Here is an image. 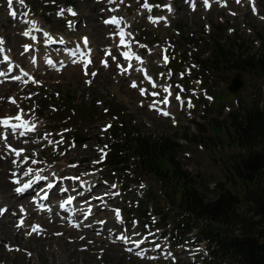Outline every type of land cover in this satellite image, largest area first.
I'll return each mask as SVG.
<instances>
[{
    "label": "rangeland",
    "instance_id": "1",
    "mask_svg": "<svg viewBox=\"0 0 264 264\" xmlns=\"http://www.w3.org/2000/svg\"><path fill=\"white\" fill-rule=\"evenodd\" d=\"M66 1L61 0L58 3L57 0L22 2L12 0L13 4L10 7L7 0H0V38L5 41L2 46L4 52L0 53V72L5 73L8 70L7 64L10 63L2 62L5 59L4 55L10 56V52L14 57L13 59L11 56V64L14 65L15 62L18 67L24 60L30 58V54L25 53L24 48L30 46L33 41L28 35H22L31 26H37V36L41 37V33L47 31L57 43H64L65 47L70 48L78 42L77 46L80 48L82 39L86 38L90 46L94 42L92 50L95 48V56L87 65V75L85 68L80 66L85 65V62L65 66L64 62H60L64 51L58 49L57 53H54L55 50L42 52L40 48L38 52H29H34L38 60L48 56L46 58L52 60L53 66L37 71L36 74L27 75L31 81L24 77L21 80L23 82L13 81L0 85V99L4 100L2 95L5 91L1 89L2 86L14 85V93H17L15 103L9 97L5 101L6 107L0 104V120L4 115L9 117L21 115L26 124H32L36 131L39 128L45 130L40 133V139H46L41 146L25 150L28 156L23 155L24 149L19 146L11 145L8 141L1 143L0 140V146L8 144L21 153L17 156L14 151H10L12 167L5 177H2L0 172V186L6 181L13 183L9 190V194L12 195L15 193V186H18L16 184H20L14 181L28 177L33 179L31 171L29 172L35 158L33 155L37 159L41 158L40 166L35 170L41 178L36 184L39 185L35 186L27 197L37 188L42 190L43 186L46 187L48 181L54 182L58 178L69 183L53 190L59 192L64 189L61 198L80 197L89 186L92 192L93 185L98 183L99 189L105 191L107 195L105 202L111 194L116 197L111 202L108 200L105 205L97 200L91 208L100 207L97 211L92 210L90 214L87 210L83 211L88 208L85 204L77 213L80 217L83 215V218L90 215L84 227L96 223H101V226L96 227H107L105 231L109 238L105 246L102 245L103 237L95 239L97 245L95 249L83 245L64 247L60 244L61 257L56 253L55 257L44 254L40 258L34 251L38 238L35 240L33 238L28 247L22 240L18 246L21 249L8 247L1 242L0 264H225L213 260L207 252L208 244L199 238L197 231L205 226L204 223H194L196 230L192 229L189 235L181 240L162 237V234L169 233L177 219H180L177 205L181 199V184L162 183L154 175L142 176L139 179L143 181L137 183L138 179L133 175L128 177L121 175L128 172L121 173L119 169L103 166L107 155H110V143L115 138L110 127H107V130L105 128L107 125L117 126L123 130L138 131L145 136L167 137L177 142L176 158L182 170L195 182L196 188L202 190L205 201L210 202L214 196L202 188L211 191L215 183H224L231 193L241 197L240 184L234 182V185H231L229 182L233 180L226 174L227 162L231 161L239 150L229 144L227 134L230 131L227 126L222 125V121L233 108L247 106L252 99L260 97L264 102L263 81L257 79L254 81L244 74L240 75L244 86L238 95L233 97L228 94L227 89L230 79L237 73L222 70L216 78L210 75L203 76L197 71L198 64L195 59L198 56L197 58L204 60L214 42H219L226 51L234 54L243 56L263 54L264 0H256L257 12L251 11L243 3L244 0H239V3L226 0V6L215 2L207 9L202 7L203 0H195V10L193 6L188 8L191 0H115L114 10L124 18V29L131 41V48L134 52H140L138 56L146 61L148 74L153 77L154 85L159 87L155 90L151 88L149 82L143 84V77L136 71L126 70L127 73L131 72L130 75L121 76L122 69L119 67L122 66L125 70L127 62L121 57L118 46L108 50L112 45L109 37L114 33L102 23L105 17L110 15L114 4L104 2L105 0H72V4ZM145 3L151 6V12L144 8ZM172 6L173 13L168 14L167 8ZM10 9L18 12L15 18L10 15ZM68 9L74 11L76 15H68L66 12ZM151 16L157 19V24L150 21ZM162 16H165L167 21H162ZM114 42L116 43L115 40ZM237 45H240L241 49L237 50ZM56 48L61 47L56 45L51 47ZM48 53L54 54L49 56ZM22 55L25 56L24 60L20 58ZM165 56L168 57L167 61L164 59ZM159 63H162L161 66ZM22 68L26 69V65H22ZM92 73L96 75L93 76ZM9 76L10 74L5 77ZM24 82L27 84L24 85ZM133 82L137 85L135 88L131 86ZM165 88L170 90L171 95L164 91ZM143 89L146 90L141 95L139 91ZM153 93L157 96L154 97ZM177 95L180 96V101L175 99ZM165 97L169 100L167 105L162 103ZM154 102L156 107H161V110L169 112L170 115H161L156 108H150L149 105ZM189 102L191 107L188 106ZM196 124L202 126L201 135H196L194 127ZM184 136L187 138L196 136V141L194 143L186 141L183 139ZM77 138H81L82 141L75 142ZM105 145L106 155L102 159L100 150L104 149ZM97 161L99 162L96 163ZM131 168L133 172L138 173L133 165ZM166 168L168 169L166 161L160 160L159 171L164 172ZM79 183L83 187L82 192L73 190ZM87 196L90 198L94 195ZM15 200L14 209H8L13 202L7 200L5 203L0 193V208L7 209L6 214L0 215V222H11V227L18 230L21 223L29 218L30 211L19 210L26 204V196ZM90 202L89 204H92ZM59 203L60 201L55 199L45 206L40 205L38 208L35 205L31 206L33 211L43 214L46 211L41 208ZM147 203L151 210L162 214L166 220L157 223L153 229L147 219L139 218ZM77 206L76 208L80 209L79 205ZM55 210L59 212V209ZM117 210L120 213L119 218ZM66 216L65 211L59 214L63 222H67ZM107 220H111V223L104 225ZM39 224L30 218L25 228L19 232L24 238L30 239V235L37 233L32 229ZM71 226L73 225L66 228ZM70 233L73 237L79 234L78 231ZM97 234L100 236V232ZM45 236L46 234L40 243L47 242ZM120 237H126L131 242L126 243L121 239L124 246L115 243ZM65 240L71 242L70 238ZM141 240L146 246L132 252L127 250L132 249L133 242ZM56 246L51 244L44 249L53 250ZM73 250L78 255H71L72 258L65 261L64 257L70 255ZM137 252H141L145 258L137 256Z\"/></svg>",
    "mask_w": 264,
    "mask_h": 264
},
{
    "label": "trees",
    "instance_id": "2",
    "mask_svg": "<svg viewBox=\"0 0 264 264\" xmlns=\"http://www.w3.org/2000/svg\"><path fill=\"white\" fill-rule=\"evenodd\" d=\"M66 2L72 4V0ZM241 46L237 45V50ZM197 57V71L203 76L216 78L222 70L233 71L254 81H263L264 86V53L243 56L226 51L219 42H214L204 60ZM225 116L222 125L229 128V144L239 150L227 162L226 174L233 180L229 182L231 185L234 182L240 184L241 197L231 193L224 183H215L211 191L202 188L214 196L210 202L205 201L202 190L196 188L176 158L177 142L167 137L153 138L135 130L111 126L115 138L110 143V155L103 166L119 169L121 173L128 172L121 175H133L138 179L137 183L143 181L139 179L142 176L154 175L162 183L181 184V199L177 205L180 219L162 237L181 240L192 229L196 230V224L204 223L197 233L211 249L207 252L213 260L225 264H264V102L260 97L252 99L247 106L235 107ZM212 122L218 128L216 122ZM194 127L196 135H201L202 126L196 124ZM183 139L194 143L196 136H184ZM162 159L168 165L164 172L158 169ZM132 165L138 173L133 172ZM139 218L147 219L151 229L166 221L162 214L151 210L148 203Z\"/></svg>",
    "mask_w": 264,
    "mask_h": 264
},
{
    "label": "bare ground",
    "instance_id": "3",
    "mask_svg": "<svg viewBox=\"0 0 264 264\" xmlns=\"http://www.w3.org/2000/svg\"><path fill=\"white\" fill-rule=\"evenodd\" d=\"M7 2L9 3V0H7ZM211 2L212 3L218 2L220 5H224L226 0H211ZM236 2H237V0H236ZM209 3H210V1H209ZM244 4H247V6H250L251 11L252 10L254 12L258 11L256 0H246V3H244ZM10 7H12V6H10ZM202 7L204 9L208 8V7L207 8L205 7L204 0L202 3ZM167 10H168V14L173 13V6L167 8ZM9 11L11 12V9ZM17 15H18V12H16V16ZM142 15L143 14H140V16H142ZM163 18H165V17H163ZM151 21L153 23H156V24L158 23L157 19H155V18H153ZM107 28H110V27H107ZM36 30H37V26H31L30 28L26 29V31L23 33H28L29 38L32 39L33 35L36 36L34 33ZM41 34H42L40 37L41 40L43 42L48 41V44H46L47 42L43 43L42 41H39L37 39L33 40L34 43H31L30 46H26L24 48L25 53L30 54V58H28V60L26 61V60H24L25 56L22 55V56H20V58H22L24 61H23V63H21V65L19 67H18L17 63H15V62H14V65H9V68L6 71V73L4 74V72H3V74L0 76V85H3V83H6V82L10 83L13 81L23 82V81H21L22 78H24V77L29 78V76L24 75L25 72L29 73L28 75H30L31 73L36 74L37 71H42L45 68L47 69V68H50L51 66H53L52 60L49 58H46L48 56L42 58V60H38V58L35 56V53L34 52L30 53L29 50L38 52L39 49L41 48L42 52L43 51H49V50L50 51L55 50L54 53L55 52L57 53L58 52L57 50L60 49L61 51H64V52H62L63 54H62V58L60 59V62H64L65 66H67V65L73 66V65L81 63V62H86L89 59L91 61L92 58H94V56H95V48H93L90 55H89V53L88 54L86 53V55H84V53H83L84 48L82 46L79 48L77 46V44H74L69 49H66L64 44L61 45V48L51 49L52 46H49V42H53L51 35L47 31H45L44 33H41ZM22 36H27V35L23 34ZM114 37H115L114 35L109 37L111 42H112V45L109 46L108 50H110L112 48L115 49L118 46L117 42L116 43L114 42V40H115ZM85 39L86 38H83V42H85ZM128 40H129V38H128ZM91 44L93 46L94 42H92ZM38 46H39V48H37ZM3 52L4 51H2L0 53H3ZM54 53H48L47 55L53 56ZM5 56L7 57L9 62L12 63L11 62V56L13 59H14V57L11 54V52H10V56L4 55V57ZM24 64L26 65V69L22 68V65H24ZM161 64L162 63H159V66H161ZM80 66H82V68H85L84 67L85 65H80ZM125 66H126L125 70H124V67H122V66L119 67L122 69V71L120 73L121 76L125 75L126 77H128L131 72L136 71L139 74H141V76L143 77V79H144L143 84L146 82L147 83L149 82L152 89L155 90V89L159 88L158 86L153 87V85H154L153 77H151L148 74V70L145 67L146 61H144L143 59L138 60V59H136V57H132V58L127 60V63L125 64ZM130 69H131V72L127 73L126 70L128 71ZM16 71H17V73H16ZM9 73H10V76L6 78L5 76H8ZM48 75H49V73H48ZM16 77H19V79H16ZM29 80L31 81L32 79L29 78ZM25 84H27V83L24 82V85ZM13 88H14V85H5L4 87L2 86L1 89L5 92L2 95V97H4V100L0 99V104H3L6 107L7 104L5 101H7L8 99L6 100V98H9V97L12 98L14 101L16 100L15 97H16L17 93H14L15 89H13ZM143 90L145 91L146 89H143ZM139 92H141V91H139ZM169 92H170V90H169ZM169 92H166V93H169ZM153 96L155 97L157 95H153ZM157 105H161V104H157ZM157 108L160 109V111H159L160 114H161V112L165 111V110H161L162 109L161 107L157 106L156 109ZM17 115H15L14 117H9L8 115L7 116L4 115L3 118H1L0 121L5 120V118L8 119L10 125H20L21 124L22 126L17 127L15 129V131H13L12 127L6 128L4 126V124L0 123V137L7 136L8 137L7 141L9 143H11V145L19 146L20 148L24 149L23 155L28 156V154L26 153L27 151H25V150H27L31 147H35V146L39 147L46 140V139L45 140L40 139V135H41L40 133L44 132L45 130H43L42 128H39L36 131L31 124L32 122H30L31 125H27L26 124L27 122L25 121V119L21 115H19L20 120H16L15 117ZM21 133H24V134L21 135ZM34 137H36L35 141H34ZM0 140H1V143L5 142L2 138H0ZM10 151H11V149H9L5 144L0 146V157H1V155L3 156V158H0V172L2 173V177H5V175H8V170H10L12 167V164H10V163H12V162H10V160H11V158L9 156ZM39 153H41V150H39ZM33 157H35L33 160L35 162H32V164L30 165L31 176H33V179H29V177L23 178V180L19 181L20 184H16L18 186H15L17 188V187H22L24 184L31 183L30 188L26 189L25 192L21 195H18L16 193V191H15V193H12V195H11V194H9V190L11 188V185H13V183H9L6 181V183L3 182V184L0 186V189H1L0 193L2 194V199L4 200V202L6 203L7 200H8V202H10V201L13 202L12 205L10 204L11 206L8 209H14V207H15L14 203H16V200H15L16 198H18V197L22 198V197L26 196L27 202H26V204H23L22 208L19 210L21 212L25 211V210L30 211V215L28 216L29 218H26L25 219L26 222L21 223L20 227L18 226L19 227L18 230H17V228L13 229L11 227V222H8V223L0 222V243L3 242L4 245L6 244L8 247L14 246L15 249H21L18 246L21 245L22 240L25 241L26 247H28L30 241L33 238H34V240L38 238V243L36 242V244L34 245V251L36 252V256L38 258H40V256H42L44 254H47L51 257H53V256L55 257L56 253H57V255H59V257H61L59 254V251L61 249L59 247L60 244L64 247H66L67 245H69V246L83 245V246L92 247L95 249L97 246L95 244V239L99 240L100 237H103L104 240L102 241V245L105 246V242L109 238V236L107 235V232L105 231L107 227H103V228L102 227H96V226H101V223H96L95 225L90 226V227H84L85 226L84 224H87V218H89L90 215L83 218V215L81 217L78 216L77 211L82 210L81 206L84 204L88 205V208H85L83 210L84 212L86 210L90 211V212L92 210L97 211L98 207H100V206H92V208H91V205L95 204L97 202V200L103 202V204L105 205L108 203L107 202L108 200H109V202H111L116 196H114L112 194H111L112 196L109 195V199L105 202L107 195H106L105 191L99 189L98 183L93 185L94 189L92 190V192H91V186H89L87 188L86 192H82L83 187L79 183L78 185H76L74 187L73 190L82 192L81 193L82 196H80V197L78 196L76 198L75 197L73 198L71 196H69V197L65 196L64 198H61V196L64 194V189H62L59 192H57V191L54 192L53 190L60 187L61 185H69V183L66 180L63 181L61 178H58L54 182L48 181L49 184L47 183L48 185L46 187L43 186L44 188L42 187L41 191H40V188H37L31 196L27 197L29 192L33 191L35 186L39 185V184L38 185H36V184H37V182H39V180L41 178V175L37 174V172L35 171L38 168V166H40L41 158L37 159V157L34 155H33ZM15 177H17V176H15ZM50 185H51V187H50ZM98 190H100V191H98ZM38 191H40V192L38 193ZM87 195H94L93 196L94 198L93 197L87 198V197H89ZM45 197H47V198H45ZM69 198H72V203H70V204L67 203ZM55 199L57 201H60V203L58 205H56V204L50 205L49 207L46 208V212L43 214H41L39 211H35V210L33 211L32 210L31 205H35L38 208L40 205L45 206L48 203H51V201L55 200ZM85 202H87V203H85ZM89 202L92 204H89ZM77 205H79L80 209L76 208V207H78ZM55 208L59 209V212H57L55 210ZM62 211L66 212L67 222H63L59 218V214ZM6 213H7V211H6ZM30 218L33 221L36 220L37 222L40 223L39 224L40 230L37 231V233H33L32 235H30V239H26V238H24V235L22 233H20L19 231L21 229L25 228V225L28 224V219H30ZM18 220H20V218ZM96 220L98 221V219H96ZM73 221H75V222L71 223ZM110 223H111V220H107L106 223H104V225H109ZM89 224H90V221H89ZM68 225L69 226L73 225V226H71L70 228L67 229L66 227ZM72 229H74V230H72ZM83 230H85V231H83ZM70 231H78L79 234H77L75 237H73L71 235ZM60 232H62L61 235L59 234ZM97 232H100V236L97 234ZM53 233H55V235ZM44 234H46L45 239L47 242L40 243L41 238L43 237ZM96 236H98V237H96ZM68 238L71 239V242H67L65 240V239L68 240ZM12 242H14L15 244L12 245L11 244ZM115 243L122 244L124 246V243L121 241V239H117L115 241ZM51 244H56L57 245L56 248H53V250L50 248L44 249L45 246H50ZM132 245H133L132 251H136L137 249H139V247L134 246L135 243H132ZM144 245L146 246V244L144 243L143 245H140V247L144 246ZM71 255L76 256L78 254L76 253L75 250H73L70 253V255H67L64 257L65 261L72 258Z\"/></svg>",
    "mask_w": 264,
    "mask_h": 264
},
{
    "label": "snow or ice",
    "instance_id": "4",
    "mask_svg": "<svg viewBox=\"0 0 264 264\" xmlns=\"http://www.w3.org/2000/svg\"><path fill=\"white\" fill-rule=\"evenodd\" d=\"M21 2H22V0H21ZM237 2H239V0H237ZM11 4H12V0H9V5L11 6ZM204 5H205L206 8L211 6L210 3H209V0H204ZM143 6H144L145 8H147V10L151 11V6H149L147 3H145V5H143ZM222 6H226V4H224V5H222ZM193 10H195V4H193ZM68 11H69L72 15H76V13H75L74 11H72L71 9H68ZM60 14H62V13H60ZM233 14H234V13H233ZM10 15H12V16L15 18V17H16V12H15V11H11V12H10ZM122 22H124V18H123V17H119V18H118V17H115V16L112 17V18H110L109 20H106V21H105L106 24H115L117 27H119L120 24H121ZM24 35H28V33H24ZM124 35H125L124 32L121 31V32H120V36H121L120 43H121V44H124V43H125ZM4 43H5V41L3 40V38H0V52L3 51V47H2V46L4 45ZM85 43H87V39H85ZM124 55H125V58L127 59L128 56H129V53H125ZM113 58H115V57H113ZM5 59H7V57H5ZM136 59H140V57L137 56ZM164 59H165V61H167L168 57L165 56ZM50 63H51V62H50ZM89 63H91L90 60H87V61L85 62V66H84V67H85V75L88 74V73H87V65H88ZM105 66H107L106 63H105ZM24 75L27 76L28 73L25 72ZM92 75L95 76L96 73H92ZM16 79H19V77H16ZM86 83H89V84H90L91 81H86ZM131 86H132L133 88H135L137 85L135 84V82H133ZM153 87H155V85H153ZM164 91H165V92H169V89H168V88H165ZM143 94H144V90H141V95H143ZM153 95H156V93H153ZM169 95H171L170 92H169ZM175 99H176L177 101H180V100H181V98H180L179 95H177V96L175 97ZM12 102L15 103L14 100H13ZM181 102H182V101H181ZM162 103H164L165 105H167V104L169 103L168 98L165 97V98L163 99ZM188 106H189V107L192 106L190 102H189ZM149 107H150V108H156V103L154 102L153 104L149 105ZM156 110H157L158 112L160 111V109H158V108H157ZM161 114L164 115V116H169V115H170V113L167 112V111H163V112H161ZM15 119H16V120H20V116L17 115V116L15 117ZM0 123L4 124L5 126L12 127L13 131H15V129H16L17 127H20V125H10L8 119H5V120H3V121H0ZM107 127H111V125H107L106 128H105V130H107ZM23 134H24V133H21V135H23ZM0 138H2L5 142H6L7 139H8L7 136H3V137H0ZM6 146H7L9 149H11L12 151H14L15 154H16L17 156H20V154H21L20 151H17V150H15V149H12V148H11V145H7V144H6ZM106 148H107V145L104 146V149H101V150H100L101 153H102V159H103V156L106 155V152H105V149H106ZM0 158H3V157H0ZM33 162H35V161H33ZM98 162H99V161H97L96 163H98ZM14 163H15V161H14ZM30 171H31V170H29V172H30ZM25 174L27 175L28 173H25ZM14 175H15V174H14ZM14 183H19V181H14ZM30 187H31V183L24 184L22 187H17V188L15 189V191H16V193H18V194H19V193H23L26 189H28V188H30ZM50 187H51V185H50ZM141 187H143V185H141ZM45 198H47V197H45ZM67 203H69V204L72 203V198H69L68 201H67ZM5 211H7L6 208H0V215H3ZM116 214H117V217L119 218V215H120L119 210H117V213H116ZM39 230H40V229H39V226H36L35 228L32 229L33 232H37V231H39ZM30 234H31V233H29V235H30ZM120 239L124 240L126 243H127V242H131V241H129L128 238H126V237H120ZM133 243H135V246H136V247H140V245L143 244L144 241L141 240V241L133 242ZM127 250L131 252L133 249L129 248V249H127ZM136 255H137V256H140L141 258H145L141 252H137ZM169 255H170V253H169ZM149 258H151V259H155V257H149Z\"/></svg>",
    "mask_w": 264,
    "mask_h": 264
},
{
    "label": "water",
    "instance_id": "5",
    "mask_svg": "<svg viewBox=\"0 0 264 264\" xmlns=\"http://www.w3.org/2000/svg\"><path fill=\"white\" fill-rule=\"evenodd\" d=\"M243 86H244V81L242 77L239 75V73H237L230 79L227 89V91H229L228 94L230 96L236 97L238 93L243 89ZM81 141H82L81 138L75 139V142H81Z\"/></svg>",
    "mask_w": 264,
    "mask_h": 264
}]
</instances>
